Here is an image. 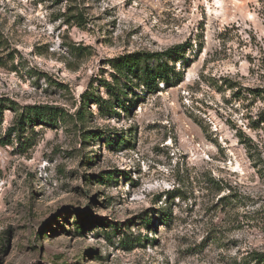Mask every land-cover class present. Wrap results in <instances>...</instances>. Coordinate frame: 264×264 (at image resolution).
<instances>
[{
	"label": "rangeland",
	"instance_id": "1",
	"mask_svg": "<svg viewBox=\"0 0 264 264\" xmlns=\"http://www.w3.org/2000/svg\"><path fill=\"white\" fill-rule=\"evenodd\" d=\"M0 264H264V0H0Z\"/></svg>",
	"mask_w": 264,
	"mask_h": 264
},
{
	"label": "trees",
	"instance_id": "2",
	"mask_svg": "<svg viewBox=\"0 0 264 264\" xmlns=\"http://www.w3.org/2000/svg\"><path fill=\"white\" fill-rule=\"evenodd\" d=\"M78 17V16H75ZM81 17V16H80ZM178 53L179 47H173L162 52H145L143 54H125L119 57L116 64V78L129 79V75L135 74L139 84L146 87L149 91H156L158 89L159 82L167 83L171 78L169 71V65L163 60V56H169L172 53ZM154 59L156 65L152 68L149 65V60ZM173 69V68H172ZM172 71V70H171ZM38 106L33 107L36 113H41L42 109ZM164 223L167 222V218L161 217ZM258 257V256H257Z\"/></svg>",
	"mask_w": 264,
	"mask_h": 264
}]
</instances>
